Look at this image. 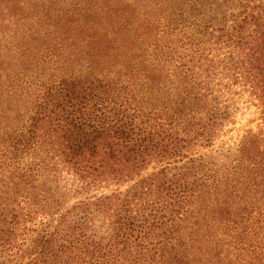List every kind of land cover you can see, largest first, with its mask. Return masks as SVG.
Masks as SVG:
<instances>
[{"label":"trees","instance_id":"16d2710c","mask_svg":"<svg viewBox=\"0 0 264 264\" xmlns=\"http://www.w3.org/2000/svg\"><path fill=\"white\" fill-rule=\"evenodd\" d=\"M264 0H0V264H264Z\"/></svg>","mask_w":264,"mask_h":264},{"label":"rangeland","instance_id":"374dc122","mask_svg":"<svg viewBox=\"0 0 264 264\" xmlns=\"http://www.w3.org/2000/svg\"><path fill=\"white\" fill-rule=\"evenodd\" d=\"M232 123L226 128L224 136L220 139V145H236L249 131L255 133L264 129L262 117L256 107L245 102H240L235 108Z\"/></svg>","mask_w":264,"mask_h":264}]
</instances>
